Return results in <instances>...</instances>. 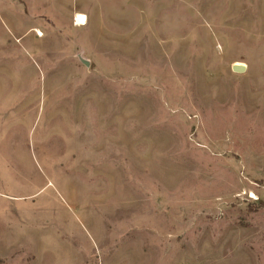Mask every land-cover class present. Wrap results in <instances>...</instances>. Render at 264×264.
Instances as JSON below:
<instances>
[{
	"label": "rangeland",
	"instance_id": "obj_1",
	"mask_svg": "<svg viewBox=\"0 0 264 264\" xmlns=\"http://www.w3.org/2000/svg\"><path fill=\"white\" fill-rule=\"evenodd\" d=\"M0 264H264V0H0Z\"/></svg>",
	"mask_w": 264,
	"mask_h": 264
},
{
	"label": "bare ground",
	"instance_id": "obj_2",
	"mask_svg": "<svg viewBox=\"0 0 264 264\" xmlns=\"http://www.w3.org/2000/svg\"><path fill=\"white\" fill-rule=\"evenodd\" d=\"M78 25H83L84 23V16L83 15H78V17L75 19ZM38 35H41V33L38 32ZM235 65H239L236 63Z\"/></svg>",
	"mask_w": 264,
	"mask_h": 264
},
{
	"label": "water",
	"instance_id": "obj_3",
	"mask_svg": "<svg viewBox=\"0 0 264 264\" xmlns=\"http://www.w3.org/2000/svg\"><path fill=\"white\" fill-rule=\"evenodd\" d=\"M85 64H87V61H85V60H82ZM242 65H234L233 66V69L235 70V71H241L242 70Z\"/></svg>",
	"mask_w": 264,
	"mask_h": 264
}]
</instances>
